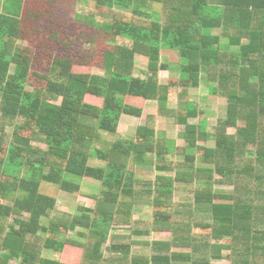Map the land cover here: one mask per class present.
<instances>
[{
  "label": "trees",
  "instance_id": "1",
  "mask_svg": "<svg viewBox=\"0 0 264 264\" xmlns=\"http://www.w3.org/2000/svg\"><path fill=\"white\" fill-rule=\"evenodd\" d=\"M93 1L113 10L114 22L100 30L125 40L103 50V76L71 71L73 61L67 57L52 62L45 75L32 73L28 51L16 46L9 52L5 40L18 37L22 11L14 14L3 7L0 13L1 150L5 130L13 128L0 157V264H68L43 256L45 250L62 252L66 246L80 249L79 264H218L225 250L229 264H264V0ZM154 4L161 6V17L144 10ZM162 49L180 58L179 79L167 85L159 83V72L168 70L161 63ZM136 54L148 59L145 78L134 76ZM33 79L40 81L29 90ZM202 82L210 94L227 101L214 148L198 146L210 137L206 123H187L200 113L194 102L168 106L171 87L198 88ZM87 95L103 99L102 106L87 103ZM126 96L156 101L160 116L186 126L185 160L169 163L175 178L147 182L127 170L129 157L146 163L148 154L156 155L158 170L166 168L164 155L172 147L157 135L156 116H148L134 139L103 140L104 132L117 133L122 114L141 116V107L126 104ZM27 130L30 137L19 134ZM197 150L202 167L196 166ZM93 151L108 159L106 166L88 165ZM68 163L101 183L99 196L90 195L97 206L81 207L70 221L45 226L42 219L50 217L56 200L40 192L41 183L80 191L79 183L66 178ZM213 180L233 190L216 192ZM177 182L198 184L192 202L174 201ZM137 184L149 186L145 196L157 208L154 221L133 219ZM115 225L130 226L133 235L167 231L171 238L152 243L149 255H135L131 237H110ZM77 228L84 229L80 240L59 238L61 230ZM224 239L229 242L222 244Z\"/></svg>",
  "mask_w": 264,
  "mask_h": 264
},
{
  "label": "rangeland",
  "instance_id": "2",
  "mask_svg": "<svg viewBox=\"0 0 264 264\" xmlns=\"http://www.w3.org/2000/svg\"><path fill=\"white\" fill-rule=\"evenodd\" d=\"M27 6V12L22 10V14L18 12L20 17L18 18L22 22L21 30L18 33L17 38L8 39L5 38L9 44L8 50L12 51V48L19 46L22 50H27L31 60L32 67L31 72L36 74L45 75L50 70L52 62L60 61L62 58H71L73 63L71 65V71L75 73H82L87 71H99L96 68H100L102 52L109 46L117 44H124V39L115 38L112 35L104 32L100 26L103 24L113 23L112 9L99 7L93 0H25ZM24 3V4H25ZM24 9L23 7H21ZM147 12L155 16L162 15V8L158 4L147 5L144 9ZM126 13H130L129 10H122ZM99 25V26H98ZM233 50H237L236 47H232ZM168 62V66L174 68V65H178L180 58L177 54H173L171 57L164 58ZM86 65V66H85ZM143 65V64H142ZM12 66V72L14 71ZM145 67V66H144ZM101 69V68H100ZM171 70V78L177 77L176 70ZM144 72V73H143ZM146 72L142 70V73L137 74L139 77L145 76ZM175 74V75H174ZM38 78V77H37ZM167 78V76H165ZM40 81L39 79H33V82L28 84V89H34V82ZM171 83V81H170ZM169 105L171 107L177 106L179 101H187L192 99L195 101L199 108L208 112L209 117V132L211 135L215 133L217 122L223 120L226 112L227 101L225 98L209 93L206 83L202 82L198 88H186L183 89L179 86L171 87L169 91ZM151 113V112H149ZM194 121V119H191ZM21 124L22 121H17ZM172 129L169 128V132L165 138L175 139L177 133L183 132L184 127H177L176 123L171 122L169 124ZM13 128L7 127L5 130L4 140L2 144V150L0 149V157L5 155V150L9 142H11V135ZM229 133H234V129H229ZM23 136L31 135L30 130L22 131L19 133ZM108 139L112 141V137L108 136ZM176 144L181 147L177 148V155L172 156L177 160H183L184 156V142L177 141ZM35 145L44 147V144L35 142ZM211 145V143H207ZM201 151L197 152L196 160L199 167L204 166L200 160ZM165 159V158H164ZM171 160V158H168ZM140 169V166H137ZM48 171V170H46ZM138 178L142 181L154 182L155 172L154 170L146 169L145 172L137 171ZM3 177L0 175V179ZM215 179H220L221 176L215 174ZM83 182V183H82ZM80 184L84 185L82 191L91 193L99 190V184L91 180H84ZM194 182H177L175 191L179 193L180 200L193 201V191L196 187ZM149 187V186H147ZM147 187L143 188V185H136V188H141L146 192ZM152 188V187H151ZM213 188L216 192L230 193L233 187L225 183H216L213 180ZM150 189V188H149ZM42 190L50 193L52 196H57L59 188L56 185H49L44 183ZM42 192V191H41ZM44 193V192H42ZM55 194V195H54ZM69 201H72L69 199ZM87 206L94 207L93 202L81 199ZM71 208L75 207L74 203H69ZM151 214V212H150ZM149 214V215H150ZM154 216V215H153ZM150 218H153L150 215ZM169 221V220H168ZM201 231V230H200ZM170 236H167V240ZM149 241V240H148ZM222 244L228 243V239L220 241ZM150 243V242H149ZM108 242L103 246V253L108 255L106 247ZM140 247H134L132 249L133 254L146 256L150 254V248L143 245ZM224 259L217 261L218 264H229V251H224ZM10 264H15L14 261H10Z\"/></svg>",
  "mask_w": 264,
  "mask_h": 264
},
{
  "label": "crops",
  "instance_id": "3",
  "mask_svg": "<svg viewBox=\"0 0 264 264\" xmlns=\"http://www.w3.org/2000/svg\"><path fill=\"white\" fill-rule=\"evenodd\" d=\"M24 3H25V0H0V13H5L3 10V7H4L6 10H8V12L16 14V13L20 12V10L22 11L21 7H24ZM157 17H161V15L157 16ZM126 42H128V41H126ZM14 49H15V47H14ZM173 54H177V52L174 50L162 49L161 50V63L168 64V62L164 58L165 57H171ZM147 67H148V59L146 57L142 56L141 54H136L135 58H134V76L139 77L137 74L142 73V70L146 72ZM176 67H177V65H174V68H171V66L170 67L168 66V70L159 72V83L161 85H167L170 83V81H174V80L179 79V74L177 75V77L173 76V78H171V76H170V74H171L170 69L176 70ZM96 70H99V71H95V70L94 71H88V73L99 75V76L104 75V70H102L100 68H96ZM165 76H167V78H165ZM145 77H146V74H145V76L140 77V78H145ZM85 101L89 104H92V105H95L98 107H101L103 104V99L96 97V96H92V95H87L85 97ZM169 102H170V99H169ZM169 102H168V106L171 109H177V107L179 106L178 105L179 103L182 104V103H186V102H194L197 105L200 113L196 117L188 118L187 123L190 125H197L199 123H202V124L206 123L205 124L206 131L210 135V137L207 140L199 141L198 146H205L208 148H214L217 146L218 142L216 140H214V138H213L214 134L211 135L209 130H208V128H209L208 112L203 111L202 108L200 109L198 104L195 101H193L192 99H189L187 101H179L177 106H174V107H171L169 105ZM125 103L128 105L141 107V109H142L141 116L136 117V116H132V115H128V114H122L120 117L119 123H118L117 133L116 134H109V133L104 132L103 133V140H105L106 143H113L114 141H116L118 139H120V140L134 139L136 137L138 129L142 126H145L148 116H150V115L156 116L157 135L160 138L165 139V142L170 147H172V151H170L168 154L164 155V158H165L164 161H165V163H167L166 168L162 169V170H158L156 168V165H155L156 155L148 154L146 163L141 162V163L137 164L134 161L133 157H129L127 159V170L130 173H133L135 178L138 180H141V179L138 178L137 171L145 172L146 169H150L151 171L154 170L155 179H156V177H159V176L160 177L175 178L176 170L171 169L169 166V163H183L185 160V156H183L184 157L183 160H177V159L173 158L172 156H176L177 155V152H176L177 148L181 147L180 145L176 144V140L182 141L186 145V141H185V138L183 136L184 131L186 129V126L184 124H179L175 117L160 116L158 114V103L156 101L143 100L142 98H138V97L126 96L125 97ZM149 112H151V113H149ZM225 116H226V112H225ZM191 119H194V121H192ZM171 122L176 123L177 127H180V128L184 127L183 132L177 133L176 140L165 138L166 134L169 132V128L172 129V127L169 125ZM108 136L113 138L112 141L108 139ZM209 142L211 143V145H207V143H209ZM41 144H43V143H41ZM41 148H44V147H41ZM45 148H46V146H45ZM99 148H101V145L96 146V149H99ZM197 152H199V151L198 150L196 151V153H195L196 155H197ZM168 158H171V160H168ZM107 161H108V159H106L102 155L98 154V152L93 151L90 155L88 165L92 166V167H104L107 165ZM137 166H140V169ZM196 166L199 167L197 160H196ZM66 171L69 173V174H66V178L73 180L75 183L80 184L81 179H82V181L88 179V180L94 181L95 183H97L101 186V183L99 181H97L96 179L85 176V172H84L85 169L83 167L76 166L72 163H68ZM42 183L44 184V183H48V182H42ZM42 183L40 186V192L42 191V192H44V193L41 192L42 194L51 196L56 200L55 208L52 211H50V213H51L50 217H45L42 219V224L45 226H49L51 224L52 220L70 221L74 216L79 215V213H80L79 208H81V207L82 208H88V209H95L97 206V200L94 199L90 195L99 196L100 186H99V190L93 191L91 193H87V192L82 191L84 189L83 184L82 185L80 184V191L73 192V193L64 191V190L60 189V187L58 186L59 192H58L57 196L55 194H54L55 196H52V195H50V193L42 190V187H43ZM194 183L197 184L196 182H194ZM48 184L50 185V183H48ZM51 185H54V184H51ZM135 191H136V196H135V201H134L135 203H134V207H133V219L139 220V221L140 220L154 221V219L156 218L155 216H153L154 210H156L157 208L152 204V202L148 199V197L145 196L146 192L142 191L141 188L135 187ZM179 196H180L179 193H177L174 190V201L175 202H177V201L178 202H190V200L189 201H186V200L181 201ZM192 197H194V192H193ZM69 199H71L72 201H69ZM81 199L88 200L89 202H93L94 207H91L89 205L87 206V204L83 203V201H81ZM69 203H74L75 207L71 208L70 207L71 205ZM150 212H151V214H150ZM149 214L152 215L153 218H150ZM24 216H25V218L29 217L28 214H25ZM157 219H160V218H157ZM168 220H167V222H168ZM11 221H12V218H11ZM130 229H131L130 226H125V225L112 226V229L110 232V237H112L114 235L115 236H123L124 235L127 237H131V240L133 242L131 252H132V249H134V247H140L139 245H143L145 247L151 248L152 243L169 241L170 239L167 240V236H170V238H171V233L167 232V231H162V230L161 231H154L150 235H133V234H131ZM81 231H84V229L77 228L75 230H69V231H64V229H63L60 231L61 234H60L59 238L62 240L63 239L80 240L78 233ZM47 236H48V234H47ZM79 254H80V249L78 250L76 248H72L69 246H66L62 252H55V251H51V250H45L43 252L44 257H47V258H50V259H53V260H56L59 262L68 263V264H79ZM132 254H133V252H132ZM14 262H15V264H18L16 261H14Z\"/></svg>",
  "mask_w": 264,
  "mask_h": 264
},
{
  "label": "bare ground",
  "instance_id": "4",
  "mask_svg": "<svg viewBox=\"0 0 264 264\" xmlns=\"http://www.w3.org/2000/svg\"><path fill=\"white\" fill-rule=\"evenodd\" d=\"M43 184V183H42ZM146 219V218H145ZM124 236V235H123Z\"/></svg>",
  "mask_w": 264,
  "mask_h": 264
}]
</instances>
